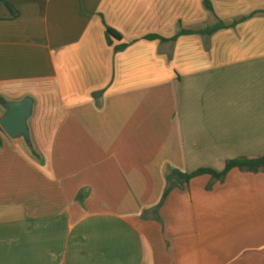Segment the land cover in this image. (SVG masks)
Instances as JSON below:
<instances>
[{"label":"crops","instance_id":"0c3cea01","mask_svg":"<svg viewBox=\"0 0 264 264\" xmlns=\"http://www.w3.org/2000/svg\"><path fill=\"white\" fill-rule=\"evenodd\" d=\"M25 100L0 264H264V170L165 196L264 156V0H0V122Z\"/></svg>","mask_w":264,"mask_h":264},{"label":"trees","instance_id":"16d2710c","mask_svg":"<svg viewBox=\"0 0 264 264\" xmlns=\"http://www.w3.org/2000/svg\"><path fill=\"white\" fill-rule=\"evenodd\" d=\"M5 5L10 9V10H14V8L12 7V5H10L9 3L5 2ZM208 5V3H207ZM209 7V5H208ZM210 8V7H209ZM221 26L214 28L210 31H207L206 33L210 34L218 29H220ZM158 37L156 36H148L146 37V39L148 40H154L157 39ZM107 39L109 40V42L111 41V39H116V40H121V36L114 32L111 29L107 30ZM125 48V46H121L119 49H123ZM239 169V170H243V171H249V172H259L261 170H264V156L259 157L257 159H239V160H234V161H230L227 163L225 170L218 174L209 170H200L198 172H195L193 174H182L178 171H174L170 176H169V185L167 187L165 196L170 192L171 189H173L174 187H178V186H183L184 184L189 183V181L191 179H193L194 177L203 175V174H210L212 175L214 178L217 179H222L225 177V175L232 169ZM172 179H176L177 183L172 182Z\"/></svg>","mask_w":264,"mask_h":264},{"label":"water","instance_id":"95a60500","mask_svg":"<svg viewBox=\"0 0 264 264\" xmlns=\"http://www.w3.org/2000/svg\"><path fill=\"white\" fill-rule=\"evenodd\" d=\"M31 103L28 100L10 106V111L0 125L7 135L16 137L26 131V121L30 116Z\"/></svg>","mask_w":264,"mask_h":264}]
</instances>
